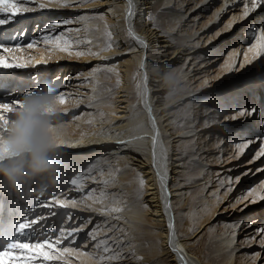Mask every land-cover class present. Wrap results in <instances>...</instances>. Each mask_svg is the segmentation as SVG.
<instances>
[{"label":"bare ground","instance_id":"bare-ground-1","mask_svg":"<svg viewBox=\"0 0 264 264\" xmlns=\"http://www.w3.org/2000/svg\"><path fill=\"white\" fill-rule=\"evenodd\" d=\"M201 1L203 0H196L185 11L183 8H179L182 3L181 0H92L84 5L85 7L81 12L82 16H80L82 19L76 17L82 8V3L74 8H63L61 7L63 0H54V3L38 8L47 12L44 14H50L53 10L74 12L75 14L70 16V20L73 21L70 24H76L77 21L82 24L79 27H70L65 30V32H73L70 33L69 38L72 39V44L77 45L72 53L76 55L77 52L87 51L98 53V55H91L90 61L96 62V68L91 74L92 79L87 82L89 91L88 93L79 91V96L76 99L80 98V94L90 95L94 98L92 104L103 106L101 108L102 115H99V112L94 117L81 121L82 126L76 127V124L73 132L72 130L59 131L57 129L56 131H49L51 135L59 139L57 149L50 154L51 158L62 166L67 163L71 167L72 163L73 167L76 163L80 165H78L79 167L87 165L86 169H78L80 170L78 176L82 177L87 171L89 176H95L97 184L107 191L104 195L99 194L96 201L101 209L92 208L97 213L103 214L104 226L101 241H107L106 245L99 241V245L102 246V254L95 257L96 259L93 261L96 263H102L105 260L112 264H129L131 261L132 264H138L141 261L142 264H213L192 252L195 243V240L192 241L195 238H192V235L195 231L197 233L202 231L200 229L206 220L201 219L199 221L200 226L194 231H187L188 218L183 216L187 212L186 208L189 204V201H186L188 194L186 189L196 187L198 184L192 183L190 187H186L185 177L186 172L191 167V161L195 160L194 152L191 151L196 145L198 147L195 155L199 156L197 157L199 158L197 164L200 165V171L204 167L215 166L221 157L229 154L227 150L231 151L232 147L235 148L236 145L228 140V144L219 151L210 152L207 156L202 157L204 150L207 152L206 147L213 149L211 146L220 142L222 144L224 138L216 133L215 139L210 143L207 140L208 134H200L198 129L201 126L194 124H190V128L178 130L176 126L177 115L173 109L178 101H173V104H170L171 99L168 98V95L163 96L173 81L172 77L185 79L187 76L186 72L179 71L177 67L183 59V53L193 48L188 46V41L199 38L195 35L198 30L188 31L185 33V38H181L184 36L175 37V34L182 33L183 27H185L184 22L186 25L189 24L186 19L187 14L194 10ZM171 4H175V7H170ZM129 10L133 13L132 17L127 15ZM232 10L235 9L232 7L229 13ZM16 19L18 21L20 16ZM245 19L246 17L243 16L222 36L229 35L233 28ZM255 22H258L256 17L244 30L239 32L238 42L232 43V40L227 46L224 44L217 47L222 36L217 39L206 40L210 42L206 50L212 54L210 59L211 63L214 64L212 71H220L225 65L228 66V71L222 74L218 73L217 76H208L207 78L213 82L211 85H207L209 80H206V77L205 79L201 78L202 80L199 82H202L205 89L202 92L189 91L187 94H179L182 100L210 94L217 99L226 97L228 104L225 106L233 107L240 101V98L247 97L244 94L246 93L244 89L248 88L249 94L254 95L257 82L260 83L258 88L260 85L262 89L264 88V55L255 57L256 49L249 51L254 40L257 39L255 37L262 35L258 30L260 26ZM253 29H255L254 33L252 32ZM193 35H195L194 38H192ZM233 44L238 45V48L228 47ZM33 60L44 62L42 69L51 65L47 61L31 57V66ZM71 62L75 63L74 61ZM40 65H33L32 68L37 69ZM256 65L259 67L256 72L252 73L251 69ZM38 72L39 69L35 70V73ZM32 74V70H27L26 66L7 70L0 69V79L4 75H6L5 78L11 76L12 82L16 79L17 82L23 81L26 85L33 81ZM107 75L113 77L112 82L106 81ZM245 75L253 76L254 81H247V83L252 82V84H246V79L239 80L243 79ZM258 77L261 78L258 80ZM191 78L195 77L192 76ZM234 83V87L223 88L218 93L217 86L222 84L233 85ZM214 84L216 86H213ZM104 89L109 96L116 94L115 100L107 101L109 97L104 94ZM30 90L27 89V92ZM261 96H264V91ZM72 98H68L66 102H70ZM133 98L136 100L134 101ZM200 106L203 105L200 104ZM116 108H119L121 115L116 116L117 113L114 111ZM207 109L205 108L206 111ZM248 109L246 106L240 107L237 117L241 116L242 110L249 111ZM70 110L68 105H64L62 108H53V111L50 108L45 115L55 117L56 113H65ZM108 111L113 115L109 116ZM198 112L199 110L195 109L196 122L199 118ZM85 121H90V124L85 123ZM154 137L156 138L155 161H153ZM187 141L189 144L184 145ZM0 144L8 148V152L0 156V166L22 159L19 154L13 153L9 138H0ZM226 157L223 162L228 159ZM203 161H205L204 165ZM130 168L140 173L141 177L144 178L142 189L138 191V194L145 203L146 216L142 210L138 209L140 208L139 202L130 199L128 194V192L132 193L133 185L129 172ZM212 172L216 176L220 174L219 170ZM43 176L26 178L18 182L15 188L4 177L0 176V191L1 188L5 192L9 189L10 194L14 192L13 194L16 196V192H18L20 197L18 195L17 197L21 198L22 194L25 193V188L28 187V182L30 180L33 184L37 180L40 182L44 178ZM209 179L210 176L201 178L202 181H205L204 183L208 182ZM229 181L230 177L225 178V183L228 184ZM51 182H47L45 188H41H44L43 192L53 186ZM206 186L207 184L204 185V187ZM218 187L219 185L214 186L210 192L214 195ZM111 190L118 191L119 194L108 193ZM42 195L44 194L41 193L40 197ZM8 200L10 199L5 200V204H8ZM215 200H213V207H215ZM185 202H187L186 205H184ZM15 206H18L17 209H19L21 204L17 203ZM176 206H179L180 211L175 213ZM112 208H119L121 211L118 213L108 211ZM17 209L16 213L18 214ZM166 212L167 214H165ZM35 216L37 215L34 214ZM47 216L45 213L44 217ZM50 217L43 221H47ZM170 222L174 223L172 230L168 228ZM144 225L149 228H145ZM6 227L7 225L4 223L0 228L2 245L6 243L10 232L9 228ZM239 234L238 226H236L225 238L216 239L219 249L226 254V264H233V255L240 246H247L248 249H252L256 245L264 244V241L254 243L246 240L245 238L248 236L245 235L244 237L241 236V242L244 245L236 246L234 245L235 238ZM151 235H155L157 240L154 241L149 237ZM105 247L108 249L107 252ZM147 249L148 251H146ZM137 256L141 258V261L135 259ZM237 258L240 260L239 264H256L259 255L254 256L245 251L239 253ZM46 264L57 263L54 260ZM258 264H264V257Z\"/></svg>","mask_w":264,"mask_h":264},{"label":"rangeland","instance_id":"rangeland-1","mask_svg":"<svg viewBox=\"0 0 264 264\" xmlns=\"http://www.w3.org/2000/svg\"><path fill=\"white\" fill-rule=\"evenodd\" d=\"M181 1L182 3L179 8H183L185 11L187 7L196 2V0ZM9 2L15 3L21 12H23L25 8L29 9V11L22 15H16L11 23L0 26V43H3L8 49L7 51L0 49V57L14 64H26L24 65L26 69L32 70L33 81H30L26 85L25 82H17L16 79L12 82L11 76L5 78L6 75H4V77L0 79V103L11 104L13 101H21L23 107L24 101L31 99L33 96H54L56 103L51 107L52 111L53 108H62L64 105H68L71 110L65 113H56L55 117L52 115H45L48 121L49 131H56L57 129L59 131L72 130L73 132L75 130L74 128L82 126L81 121L89 117H94L96 114H99V112V115H102L103 111L101 108L103 106H95V104H92L94 98L90 97V95L80 94V98L78 100L76 99V97L79 96V91L88 93L87 82L92 79L91 74L96 68V62L90 61L91 55L87 54L89 51L84 52L86 53L85 55L79 56L72 53V50L77 47V45L72 44V39L69 38L70 33L73 32H65V30L70 27H79L82 24L80 21H77L76 24H70L73 22L70 20V16L75 13L65 10H53L51 11L52 13L46 14V11L38 9L41 4L46 6L54 3V0H9ZM86 3L90 2L82 3V8L80 12L77 13L76 17L82 19L80 16H82L81 12ZM206 4L208 5L204 6ZM251 6L252 0H228V4L227 0H203L197 4L194 10L187 14L186 19L189 21V27L186 25V22H184L185 27H183L182 33L175 34V37L184 36L181 38H185V33L188 31L193 32L194 30H198L195 35L199 38H196L194 41H188V46L193 48L183 53V59L177 67L179 71L186 72L187 76L185 79L172 77L173 81L169 89L164 92L163 95H168V98L171 99L170 104H173V101H178L173 108L177 115L176 126L178 130L190 128L189 125L194 124L201 126L198 129L200 130V134H208L207 140L210 141V143L215 139L214 135L216 133L225 139H223L224 142L222 144L220 142L214 146L212 145L211 147L213 149H207L206 147L207 152L204 150L202 157L207 156L210 152L219 151L228 144V140L231 141L233 145L252 141L250 147L245 149L244 152H241L237 147H232L231 151L227 150L229 154L221 157V159L215 163V166L204 167L201 171L200 165L197 164V160L199 159L197 157L199 156L195 155L198 146L196 145L194 150L191 151L194 152L195 160L191 161V167L186 172V187H190L192 183H197L198 185L186 189L188 192L186 201L188 200L189 204L186 208L187 212L183 216L188 218L187 231L198 228L201 219L206 220L200 229L202 231L198 233L195 231L192 235V238L195 237L192 240H195L192 252L197 254L201 259L213 264H226V254L219 249L216 239L225 238L236 226H238L240 234L236 236L234 245H244L241 240L245 235L254 237L250 240L254 243H261L264 241V237L257 231L259 228H264V200L260 199V197L264 196V171H258V169H264V158L254 159L255 153L259 151L260 141H264V96H261L264 88L262 89L261 85L258 88L260 83L257 82L254 95L249 94L248 88L244 89L246 92L244 94L245 96L247 95V97L240 98V101L233 107L225 106L228 104L226 97L217 99L208 94L206 96L189 97V99L182 100L179 94H187L189 91L202 92L205 87H203L202 82L199 81L206 77V80H209L207 85H211L213 82L207 78L208 76H217L218 73L222 74L228 71L227 65L220 71H212L214 69V64L210 61L212 54L206 50L210 42L206 40L221 37L234 24H237V21L244 16L246 8L251 9ZM0 7H6V5H0ZM170 7H175V4H171ZM232 7L235 9L232 10L235 14L234 16L232 12L229 13ZM179 8L177 7V9ZM222 9L223 11H221ZM226 10H228V13H226ZM44 12L46 13L44 14ZM217 13H219V15H217ZM6 15L7 13L0 12V18H4ZM19 16L20 19L17 21L16 18ZM255 17L256 20H258V22L255 23L260 26L258 30L260 34L264 35V4H261L251 12L245 20H242L240 24L235 26L229 35L222 36L220 39L221 42H219L217 47H221L224 44L227 46L232 40V43L238 42L239 32L244 30ZM65 21H67V23H63ZM58 22H60L59 26H55ZM229 25H231V27H229ZM254 31L255 29L252 30L253 33ZM195 35H193L192 38H194ZM255 40L254 43L256 42ZM65 41L68 43L65 44ZM28 44H32L33 47L29 48ZM232 46L235 49L238 48V45L234 44L228 47L231 48ZM64 48H67V51L62 50ZM31 57L47 61L51 63V65L42 69V64L45 63L35 62L33 60V65L41 64L37 69H33V65L31 66L30 63ZM200 67L202 68L200 69ZM258 67L259 65H256L251 69V72H256ZM38 69L39 72L35 73V70ZM192 76L195 78H191ZM252 77V75H245L243 79L239 80L246 79V84H252V82L247 83V81H254ZM106 78L108 82H112L113 80L111 75H107ZM190 78L191 80H189ZM259 78L261 77H258V80ZM37 86H40L38 90L34 91L31 95L25 96L26 93H29L27 89H31L30 91H32L37 89ZM52 86L65 97L66 101L68 98L74 97L70 102L68 101L64 104H60L55 91L50 88ZM213 86H216V84ZM234 86L235 83L233 85H219L217 86L218 93L223 88L230 89ZM103 92L104 94L107 93L105 89ZM106 96L109 97L107 98L109 102L116 98V94L112 96L106 94ZM133 100L135 101L136 99L133 98ZM200 104L203 106H200ZM204 105L205 108H208L207 111ZM12 106L13 111L11 113H4L5 118L9 119V125L6 133L0 131L1 139L10 137L12 125L17 117V113L22 108H16L14 104ZM242 106L249 108L247 112L251 114L246 113L242 117H237L240 111L239 109ZM195 109L199 110L197 122ZM252 109H255V111L252 112ZM114 111L117 113L116 116L121 115L119 113V108H116ZM208 111L210 112L208 113ZM107 113L109 116L113 115L109 113V111ZM233 116H235V118H233ZM249 119H251L250 122ZM85 123L90 124V121H85ZM257 138L260 139L258 140ZM188 144L189 141L184 145ZM216 156H218V154H216ZM225 157L228 159L223 162ZM204 162L205 161L202 162L203 165ZM78 165L76 163L73 167L72 163L71 167L68 166V163L63 164V166L60 164L58 165L57 174L54 176L50 177L44 175V178L40 180V182L37 180L34 184L32 180H30L21 198H18L20 197L18 192H16L18 195L17 197V195L15 196L13 194L14 192L10 194L9 189L5 192V190L3 191V188H1L0 228L6 223V228H9L10 231L6 242L16 238L15 228L19 223L24 222L26 218L31 220L37 217L38 219H42L39 226H35V230H26L20 239L34 242L43 239L45 236H58L61 229H63L65 233L71 229H77L76 233L68 239L63 240L59 246L61 249L66 247L69 251L59 254V258L56 259L57 264H112L105 260H103L102 263L93 261L96 259V256L98 257V254H102V246L99 245V241L102 240L101 234L104 226L103 214L97 213L96 211L97 208L101 209V206L97 204L96 201L99 194L104 195L107 191L102 189L100 185L97 184L95 176L91 175L90 177L87 171H85V175L82 177L79 176L80 179L76 186L71 185L70 179L78 175L80 171L78 169L87 168V165L84 167H79L80 165ZM209 170H219L220 174L216 176L214 172H208ZM129 172L133 185L132 193L128 192V194L130 199H135L139 202L140 208L138 209L142 210L146 216L147 210L145 203L138 194V191L142 189L143 185L141 181L144 180V178L132 168L129 169ZM244 173L247 174L242 175ZM205 176H210V179L208 182L206 181V183L201 180V178ZM227 177H230L228 184L227 182L225 183V178L227 179ZM237 177L240 179L237 180ZM221 179H223V181H221ZM50 181H52L51 183L53 186L50 189H45L44 192H47L44 193L42 190L45 188L46 183ZM205 184H207L206 187H204ZM216 185H219V187L215 195H213L210 190ZM42 187L44 188L41 189ZM13 188H15V186ZM252 189L255 191L252 192V195H249V191ZM109 192L119 194V192L115 190L108 191V193ZM41 193L44 194L42 197H40ZM7 198L10 200H8V204H5ZM214 199H216L215 207H213ZM54 200L66 202L68 207H56L53 203H50ZM72 201H75V204H72ZM252 201L256 202L252 203ZM207 202L209 203L206 204ZM17 203L21 204L19 209H17L18 206H15ZM203 203L205 204L202 205ZM46 204L48 206H45ZM186 204L187 202L184 203V205ZM92 208H96V210ZM16 209L18 210V214L16 213ZM56 211L57 214L55 215ZM179 211V206H176L175 213ZM45 213H47V217L51 216L47 221H43L47 218L44 217ZM34 214L37 216L34 217ZM144 227L149 228L146 225H144ZM246 227L247 229L244 230ZM45 228L48 229L47 232L44 231ZM94 230L96 236L95 240L90 236V233H93ZM149 237L154 241L157 240L155 235ZM2 247L3 245L0 239V248ZM248 248L247 246H240L233 255L232 263L239 264L240 260L237 258L239 253L248 251L251 254L255 252L260 253L259 259L256 262V264H258L262 257H264L262 244L260 246L256 245L252 249ZM146 251H148V249ZM135 259L141 261V258L138 256ZM142 263L141 261L138 264ZM129 264H132V261Z\"/></svg>","mask_w":264,"mask_h":264},{"label":"snow or ice","instance_id":"snow-or-ice-1","mask_svg":"<svg viewBox=\"0 0 264 264\" xmlns=\"http://www.w3.org/2000/svg\"><path fill=\"white\" fill-rule=\"evenodd\" d=\"M85 2H91V0H63L61 3V7L63 8H74L78 6L80 3ZM261 4H264V0H252V6L251 9H247L244 12V16L248 17L251 12H253L256 8H258ZM0 5H6V7H0V12L7 13V15L4 18H0V26L6 25L11 23L16 15H22L27 13L29 9L25 8L23 12L19 8H17L15 3H10L9 0H0ZM41 8L44 7L43 4L40 5ZM223 11V9L221 10ZM128 17H132L133 13L131 10L127 13ZM219 15V13H217ZM58 22L55 26H59ZM67 23V21L63 22ZM231 27V25H229ZM111 35V33H109ZM68 42L65 41V44ZM90 43V42H89ZM28 47H33L32 44H28ZM0 49L8 50L6 46L3 43H0ZM253 49H256L255 57H259L261 55H264V35H259L256 39V43L252 44L249 51H252ZM64 51H67V48L62 49ZM84 52H77V55H85ZM87 54L90 55H98V53H93L89 51ZM21 68L24 67L22 64H13L9 63L6 59L0 57V69H11V68ZM40 86H37V89L30 91L29 93H26L25 96L31 95L34 91L38 90ZM53 89L57 95V99L59 100L60 104L66 103L65 97L59 93L57 89H55L54 86L50 87ZM15 105L16 108L22 107L21 101H13L10 103H0V131L2 133H6L8 130L9 125V119L5 118L4 113H11L13 111V106ZM252 112L255 111V109L251 110ZM251 114L247 112V110H242L240 112L241 116H244L245 114ZM235 118V116H233ZM258 140L260 138H257ZM126 143V142H125ZM252 141H247L245 143H238L236 147L241 151L244 152L245 149L249 148ZM155 145H156V138H153V161H155ZM8 152V148L5 145L0 144V156L4 155ZM264 158V141H260L259 151L255 153L254 159H261ZM258 171H264V169H258ZM247 173H244L242 175H246ZM80 177L74 176L70 179V184L73 186H76L78 184V180ZM163 179V177H161ZM237 180L240 178L237 177ZM141 184L143 185V180L141 181ZM255 190L252 189L249 191V195H252V192ZM171 194L169 193V196ZM215 195V194H214ZM261 200H264V196L260 197ZM256 201H252V203H255ZM50 203H53L56 207L65 208L68 207V204L66 202L61 201H52ZM72 204H75V201H72ZM45 206H48L47 204ZM243 210V209H241ZM110 212L118 213L121 211L119 208H112L108 210ZM167 214V212L165 213ZM118 219V217H117ZM41 221L39 219H31L28 220L25 219L24 222L19 223L15 228L16 238L9 240L6 242L2 248H0V264H46V262H51L59 258V254L61 253H67L69 251L68 248L61 249L59 246L61 245L62 241L65 239H68L70 236H72L74 233L77 232V229H71L67 233L64 232L63 229H61L59 235H52V236H45L41 240L36 241H27L20 239L21 236L24 235L26 230H35V226H39ZM251 226V225H249ZM169 230L174 229V223L168 224ZM44 231H48L47 228L44 229ZM190 232L194 231V229H190ZM257 231L260 233L262 237H264V228H259ZM90 236L93 240H95V230L93 233H90ZM254 237H246V240H251ZM101 243L107 244V241H101ZM105 251L107 252L108 249L105 247ZM262 251H264V245H262ZM55 253V254H54ZM254 256L260 255V253H254L252 254Z\"/></svg>","mask_w":264,"mask_h":264},{"label":"clouds","instance_id":"clouds-1","mask_svg":"<svg viewBox=\"0 0 264 264\" xmlns=\"http://www.w3.org/2000/svg\"><path fill=\"white\" fill-rule=\"evenodd\" d=\"M56 103L51 95L33 96L25 100L12 125L9 144L14 154L22 159L0 166V176L12 186L41 175L54 176L57 162L51 158L59 139L49 133L45 113Z\"/></svg>","mask_w":264,"mask_h":264}]
</instances>
